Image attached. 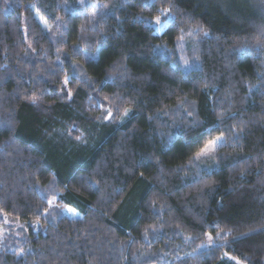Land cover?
I'll return each instance as SVG.
<instances>
[{
    "label": "trees",
    "instance_id": "trees-1",
    "mask_svg": "<svg viewBox=\"0 0 264 264\" xmlns=\"http://www.w3.org/2000/svg\"><path fill=\"white\" fill-rule=\"evenodd\" d=\"M4 218L0 264H264V0H0Z\"/></svg>",
    "mask_w": 264,
    "mask_h": 264
},
{
    "label": "rangeland",
    "instance_id": "rangeland-1",
    "mask_svg": "<svg viewBox=\"0 0 264 264\" xmlns=\"http://www.w3.org/2000/svg\"><path fill=\"white\" fill-rule=\"evenodd\" d=\"M162 30H160V31H162ZM180 48H181V51L183 53V55L181 57V61L184 64V66H187V63L190 64V63H195L196 61L198 62V59H197L198 57H196L198 54H197V50H196V48L194 46V42H192L191 40L185 41V42H183L182 47H180ZM216 137H221L222 138V145H223L224 144V141H223V137L224 136L223 135H217ZM216 137L212 138L211 140H214ZM218 149L216 151V155L218 153ZM209 160L210 159L204 160V161H202V163H206ZM73 215H76V212L73 211ZM23 227H24L23 224L21 222H19L18 220H12V219H9V218H4V224L0 225V230L2 232V233L0 232V243H2V240L5 239V237L8 236L10 233H14L15 235L17 234L19 238L23 239V237H25V233H24V231H22ZM184 235L188 236L187 234H184ZM197 236H195L194 239H197L196 238ZM208 236H209V234H206L205 235V237H206L205 240H203L199 244V246H197L193 251L188 252V253L183 254V255L180 254L176 258H184V257H187V256L194 257V255H196V254H197L196 256H200L203 252H205L208 249H210V248L202 247L203 245H207L209 243ZM211 236L214 238V241H215L216 245H219V244L227 241V238H228V237H224L223 234H220L219 237H217V234L216 235H211ZM236 262H239V264H243L240 261H236Z\"/></svg>",
    "mask_w": 264,
    "mask_h": 264
},
{
    "label": "snow or ice",
    "instance_id": "snow-or-ice-1",
    "mask_svg": "<svg viewBox=\"0 0 264 264\" xmlns=\"http://www.w3.org/2000/svg\"><path fill=\"white\" fill-rule=\"evenodd\" d=\"M81 4L84 3V0H80ZM162 15L165 16V19L162 21L160 17H156L155 25L153 26L156 31H160L165 28L169 23H174L175 17L170 15L168 12H162ZM207 35V33H205ZM127 114V110H125V115ZM109 117H111V112H109ZM222 145V138L216 137L214 140L209 141L200 151L196 152L192 157L193 164H199L200 162L207 159H214L216 155L217 149ZM220 236V233H217V237ZM209 243L207 245H203L205 248L215 247L214 238L209 234L208 236ZM239 264V262H237Z\"/></svg>",
    "mask_w": 264,
    "mask_h": 264
},
{
    "label": "bare ground",
    "instance_id": "bare-ground-1",
    "mask_svg": "<svg viewBox=\"0 0 264 264\" xmlns=\"http://www.w3.org/2000/svg\"><path fill=\"white\" fill-rule=\"evenodd\" d=\"M27 229H28V227L27 226H24L23 229H22V231H24V233H25V230H27Z\"/></svg>",
    "mask_w": 264,
    "mask_h": 264
}]
</instances>
